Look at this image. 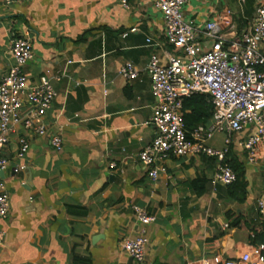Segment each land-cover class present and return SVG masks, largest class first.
Here are the masks:
<instances>
[{
	"label": "crops",
	"instance_id": "0c3cea01",
	"mask_svg": "<svg viewBox=\"0 0 264 264\" xmlns=\"http://www.w3.org/2000/svg\"><path fill=\"white\" fill-rule=\"evenodd\" d=\"M259 1L188 0L183 14L203 25L230 9L241 31ZM26 31L32 57L24 75L31 83L45 76L56 95L42 117L46 134L18 124L1 151L9 162L0 178L10 210L0 220V264H200L216 254L237 259L248 250L253 229H260L256 198L264 186V157L250 164L237 143L250 128L237 135L222 129L206 142L224 149L230 139L229 161L245 170L242 202L230 198L228 185L212 182L213 156L170 155L158 162L164 171L156 180L138 158L155 134L147 64L152 54L167 63L174 52L152 0H128L127 7L118 0L0 1V79L12 64L11 39ZM126 62L137 69L136 78L119 74ZM28 111L24 106L21 113ZM213 121L212 110L199 125ZM54 134L60 150L51 145ZM18 137L29 142L20 160ZM19 164L24 168L15 172ZM134 206L156 220L143 225ZM141 229L148 246L137 263L120 243Z\"/></svg>",
	"mask_w": 264,
	"mask_h": 264
},
{
	"label": "built area",
	"instance_id": "2783aa9c",
	"mask_svg": "<svg viewBox=\"0 0 264 264\" xmlns=\"http://www.w3.org/2000/svg\"><path fill=\"white\" fill-rule=\"evenodd\" d=\"M8 1V0H0ZM128 6V0H118ZM188 0H152V6L161 12L164 35L173 53H167V63H162L157 54L150 56L147 71L151 76V92L155 99L149 123L155 129L154 137L138 153V158L151 180L158 178L164 167L159 161L174 156L206 154L217 159L212 177L213 183L229 185L236 176L225 162L227 146L214 149L206 145L216 131L224 129L228 134H240L246 128L251 132L238 140L247 161L255 164L264 157V0L256 7L250 25L239 31L231 18V10L215 12L203 25H196L185 18L183 6ZM132 29L131 31H134ZM150 42V39H147ZM12 64L0 79V171L8 166L1 155L10 140L15 126L22 124L37 135H45L42 117L56 95L48 78L41 77L31 83L23 67L32 57V43L25 36L11 39ZM119 74L128 79L138 76L137 69L126 62ZM205 94L213 108L214 121L204 127L198 125L188 132L182 116V103L192 94ZM24 106L28 113L22 115ZM52 147L60 150L61 137L50 138ZM16 157L23 159L29 148L25 137L17 139ZM110 168H115L111 163ZM23 165L14 168L22 170ZM256 207L264 215V186L256 198ZM10 210L6 184L0 178V220ZM139 221L147 225L156 220L134 206ZM227 227V224L224 225ZM121 249L135 262L145 259L148 238L141 229L133 239L123 238ZM200 264H264V243L251 244L237 259H226L216 254L202 258Z\"/></svg>",
	"mask_w": 264,
	"mask_h": 264
},
{
	"label": "trees",
	"instance_id": "16d2710c",
	"mask_svg": "<svg viewBox=\"0 0 264 264\" xmlns=\"http://www.w3.org/2000/svg\"><path fill=\"white\" fill-rule=\"evenodd\" d=\"M182 110L185 127L188 132H191L197 125L206 124L209 121L213 108L207 95L195 93L183 99ZM227 155L225 162H228L227 164L236 176L235 181L228 185L229 196L233 200L242 202L247 194L246 185L243 181L244 166L233 157L229 161L231 153H227ZM251 242L253 244L264 243V215H262L260 229H253Z\"/></svg>",
	"mask_w": 264,
	"mask_h": 264
},
{
	"label": "water",
	"instance_id": "95a60500",
	"mask_svg": "<svg viewBox=\"0 0 264 264\" xmlns=\"http://www.w3.org/2000/svg\"><path fill=\"white\" fill-rule=\"evenodd\" d=\"M1 174H2V171H0V176H2Z\"/></svg>",
	"mask_w": 264,
	"mask_h": 264
}]
</instances>
